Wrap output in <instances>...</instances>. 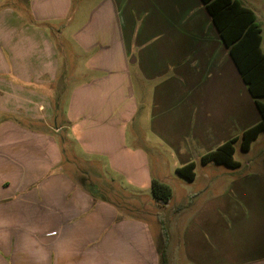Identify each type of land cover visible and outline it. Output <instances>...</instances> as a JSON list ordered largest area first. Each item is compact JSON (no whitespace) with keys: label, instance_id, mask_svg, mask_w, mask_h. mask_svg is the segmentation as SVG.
Here are the masks:
<instances>
[{"label":"crops","instance_id":"0c3cea01","mask_svg":"<svg viewBox=\"0 0 264 264\" xmlns=\"http://www.w3.org/2000/svg\"><path fill=\"white\" fill-rule=\"evenodd\" d=\"M239 1L264 8V0ZM7 2L0 0V264H164L155 232L158 225L163 235L162 214L149 222L124 215L120 204L136 214L140 205L161 208L151 181L167 183L166 156L175 172L194 162L195 182L190 137L199 149H217L236 137L227 126L243 123V132L261 121L202 0ZM60 44L70 59L79 56L74 46L87 56L64 133L62 124L49 127L53 90L38 89L62 73ZM167 74L136 119L135 80L147 91L145 81ZM238 163L200 161L208 172L226 167V178L207 173L205 189L187 195L193 213L183 206L162 219L180 225L188 264H264V154L259 166Z\"/></svg>","mask_w":264,"mask_h":264},{"label":"rangeland","instance_id":"374dc122","mask_svg":"<svg viewBox=\"0 0 264 264\" xmlns=\"http://www.w3.org/2000/svg\"><path fill=\"white\" fill-rule=\"evenodd\" d=\"M11 3H14L15 5ZM23 3H24L23 0H8L6 4L12 5V6H18V5H22ZM15 9L23 13V9L25 10L26 8H15ZM252 10L254 12H257L259 16V22L264 27V8H253ZM75 12H76L75 16H77V18L79 16L82 17L84 14L83 12H79V11H75ZM77 21L78 20L75 21V24L77 23ZM75 29L76 28H71L69 32L71 33ZM63 48L64 47L61 45V52H60L61 65L59 66V69L62 68V73H60L61 71L60 69L58 70V74L54 76L53 82L51 83L43 82L41 86L38 85L39 90H44V91L53 90L52 92L55 97V100H54L55 106H53L55 117L52 121L53 124H50L49 127L53 128V127H56L55 125L62 124L61 127L63 128L60 130V133H64L68 130L67 125L64 124L66 121L67 112H68L67 106H68L69 99H70L73 89L77 88V86L84 80V76L82 74L83 72L82 65H83L84 59L85 60L87 59V56L84 54L85 56L83 57V55L80 53V51L77 49L76 46H74L75 52L79 54L76 60L75 58L70 59L69 56L63 51ZM62 53H64L63 55L65 56H63ZM64 57L67 58V62H65L66 60L63 59ZM50 75L51 74H48L45 77L48 79ZM171 77L172 76L170 74H167L165 77H160V78H156L153 80L151 79L149 80V82L145 81V83L147 84L146 87L148 88L147 91L145 90V87L142 85V83H139L137 80H135L134 84H135V90H136V98L138 101V105L140 107L139 113L135 115L136 119L144 118V113L148 111V104L151 100V97L156 95V93L154 92L155 87L161 82L167 81ZM260 101L264 104V99ZM19 121H21V119H19ZM242 125L243 123H240V124L236 123L234 125H229L227 126V128H225V132L226 133L229 132V134H231L232 137L233 135H236V137L238 136L240 138L241 134L243 133L241 130ZM29 127H34L37 130L39 128L42 130L44 126L34 124ZM170 127H172L170 133H174L175 132L174 128L176 127L175 124L171 125ZM148 129L150 130L151 126L147 124L144 126V130L147 131ZM188 143L192 147L191 149L192 154H193V157L196 159V163L198 165V169H197L198 180L195 182H190L178 176L174 168L172 167L173 158L171 159V157L169 158V156H166L167 162H165L164 167L161 169V173L165 181L169 183V185H171V187L173 188V199H171L172 201L169 204L171 206H168L167 209L158 208L157 209L158 211H157L155 208L151 206H147L146 204L140 205V208L137 211L138 214H136L135 212L124 210L123 206L120 204V209L124 215H127V216H132V215L137 216L138 215V217H141L149 222H152L157 212L162 214V216L165 218L173 217V214L176 213L174 212L176 209L175 207L180 208L183 206H185L187 209L185 211V214L189 215L190 213H193L196 206L195 204L193 206H189L187 195L192 194V193H198L205 189L203 177L207 176V173L208 175L212 173V176H214V178H218V180H222L226 178V175H227V171L225 169L226 167L220 166L219 167L220 169L218 167H215L214 169L211 170V172L210 171L208 172L207 170H205L203 167L200 166L201 165L200 161L197 160L198 158H201L204 154H206L208 151L215 150L216 148L213 149V148H209L211 146H207V149L205 148L199 149L195 145L192 137L189 138ZM235 148H236L235 159L241 163L243 169L246 168L247 163H252L254 166H259L261 163V156L264 154V133H262L259 136V139L253 144L250 153L244 152L241 150L240 141L236 143ZM73 174L75 177H78V175L75 172ZM94 176L102 180L100 175L96 174ZM106 176L108 177L109 174H106ZM221 189H222V186H218V190L220 191ZM93 191H96V190H93ZM191 199L195 201L196 197L194 196ZM158 217L159 219L161 218L163 219V217L161 216H158ZM183 217H186V216L183 215ZM166 221L167 222H164L162 225L161 220H160V224L162 225V228L164 229L165 235L161 234V227H158V225L155 231L156 232V242L158 246L160 247V249L164 251L163 252L165 256L164 264H188L185 260V253L182 248L180 225L178 226L176 221H172L171 223L168 222V219Z\"/></svg>","mask_w":264,"mask_h":264},{"label":"trees","instance_id":"16d2710c","mask_svg":"<svg viewBox=\"0 0 264 264\" xmlns=\"http://www.w3.org/2000/svg\"><path fill=\"white\" fill-rule=\"evenodd\" d=\"M208 11L220 38L227 48L243 82L255 101L261 116V121L243 131L241 137H235L217 149L203 155L201 164L214 163L229 168L239 167L235 161V145L240 141V148L248 152L253 142L264 133V52L261 49L262 30L257 17L250 8L239 0H202ZM65 141L62 140V143ZM65 151V150H63ZM196 165L191 162L177 168L176 173L188 181H194ZM151 190L156 205L166 208L173 197L171 186L157 178H152ZM180 208H176L178 212ZM163 225V220L161 219ZM163 235L164 229L162 228ZM164 251L160 249V256L165 260Z\"/></svg>","mask_w":264,"mask_h":264}]
</instances>
